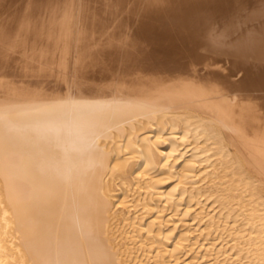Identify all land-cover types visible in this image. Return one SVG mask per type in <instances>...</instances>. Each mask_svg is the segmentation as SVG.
I'll return each mask as SVG.
<instances>
[{"label": "bare ground", "instance_id": "1", "mask_svg": "<svg viewBox=\"0 0 264 264\" xmlns=\"http://www.w3.org/2000/svg\"><path fill=\"white\" fill-rule=\"evenodd\" d=\"M171 113L215 127L262 200L264 0H0V264H150L163 231L117 240L109 143ZM126 146L142 173L159 161L150 138Z\"/></svg>", "mask_w": 264, "mask_h": 264}, {"label": "rangeland", "instance_id": "2", "mask_svg": "<svg viewBox=\"0 0 264 264\" xmlns=\"http://www.w3.org/2000/svg\"><path fill=\"white\" fill-rule=\"evenodd\" d=\"M164 116H159L158 123L141 119L135 128L127 126L129 133L123 141L109 143L114 159L106 182L117 212L114 225L122 231L117 233V240L142 231V238H135L137 241L134 239L133 243L141 248L145 242V249L149 250L150 239L156 238L158 230L163 231L161 239L163 243L166 241V248L154 245L150 264L155 263L157 255H163L172 264H264V208L261 207L264 197L252 198L249 189H236L239 184L236 167L232 169L228 163L234 151L220 150L211 139L217 133L216 128L201 127L197 117L187 113ZM136 137L138 141L150 138L157 148L159 161L143 173L140 151L126 146ZM119 157L135 159L129 181L118 175L121 174L116 170ZM196 241L206 246L194 249ZM141 250L140 259L144 256ZM175 255L180 256L178 261L174 260Z\"/></svg>", "mask_w": 264, "mask_h": 264}]
</instances>
